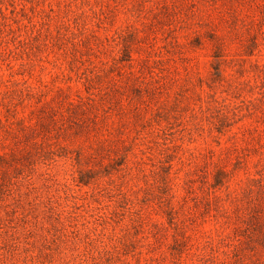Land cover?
<instances>
[{
  "label": "rangeland",
  "instance_id": "obj_1",
  "mask_svg": "<svg viewBox=\"0 0 264 264\" xmlns=\"http://www.w3.org/2000/svg\"><path fill=\"white\" fill-rule=\"evenodd\" d=\"M0 7V264H264V0Z\"/></svg>",
  "mask_w": 264,
  "mask_h": 264
},
{
  "label": "trees",
  "instance_id": "obj_2",
  "mask_svg": "<svg viewBox=\"0 0 264 264\" xmlns=\"http://www.w3.org/2000/svg\"><path fill=\"white\" fill-rule=\"evenodd\" d=\"M12 7H14V6L12 5ZM0 8H1V9H0L1 12H2L4 15H6V17L12 14V10H10L9 8H8L9 10L6 9V10H8V11H4L2 7H0ZM6 17H4V19L0 18V25H1V26L4 25V23H5L4 20H7V19H5ZM84 184H86V183H84Z\"/></svg>",
  "mask_w": 264,
  "mask_h": 264
}]
</instances>
